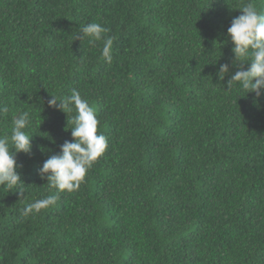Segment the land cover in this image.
Masks as SVG:
<instances>
[{
  "label": "trees",
  "instance_id": "trees-1",
  "mask_svg": "<svg viewBox=\"0 0 264 264\" xmlns=\"http://www.w3.org/2000/svg\"><path fill=\"white\" fill-rule=\"evenodd\" d=\"M245 3L264 14V0H0V137L24 111L33 135L15 156L25 198L0 185V264H264V95L227 90ZM89 23L108 29L110 62L75 40ZM73 89L108 147L57 194L39 169L75 113L47 101Z\"/></svg>",
  "mask_w": 264,
  "mask_h": 264
},
{
  "label": "clouds",
  "instance_id": "clouds-1",
  "mask_svg": "<svg viewBox=\"0 0 264 264\" xmlns=\"http://www.w3.org/2000/svg\"><path fill=\"white\" fill-rule=\"evenodd\" d=\"M237 9L241 14L231 20L227 37L233 45V66L240 70L228 79L227 90L238 87L246 90L247 95L254 93L253 102L259 106V98L264 95V14L252 3L242 4ZM107 32L108 29L101 24L89 23L81 27L75 40H87L89 43L102 41L101 55L110 62L113 39L105 36ZM245 64L248 65L246 69ZM229 72V65L221 64L216 75L222 81ZM50 96L47 101L49 107L64 112L67 117L69 113H75L71 121L67 119V129L71 130L73 140H66L60 146L58 154H53L45 160L39 169V175L42 180L46 179L48 188L54 189L57 194L65 191L71 193L79 189L89 169L106 151L108 142L105 135L98 134L99 120L96 112L89 102L81 97L79 91L73 89L67 96ZM0 112H7V108L0 109ZM30 123V113L24 111L14 118L10 138L0 137V185L8 188L21 185L16 191L19 194L18 200L25 198L26 190L22 187L25 184L18 172L22 165L17 163L15 156L17 153L31 152L33 135L30 136L25 131ZM69 123L73 125L70 128ZM40 150L45 151L43 148ZM57 198V195L53 194L27 204L21 218L39 214L41 210L55 205Z\"/></svg>",
  "mask_w": 264,
  "mask_h": 264
}]
</instances>
